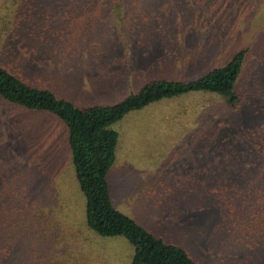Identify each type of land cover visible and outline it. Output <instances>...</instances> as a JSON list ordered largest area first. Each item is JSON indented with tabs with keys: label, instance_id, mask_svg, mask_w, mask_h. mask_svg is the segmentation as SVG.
<instances>
[{
	"label": "rangeland",
	"instance_id": "rangeland-1",
	"mask_svg": "<svg viewBox=\"0 0 264 264\" xmlns=\"http://www.w3.org/2000/svg\"><path fill=\"white\" fill-rule=\"evenodd\" d=\"M210 1L149 0L140 12L105 6L91 15L75 7L103 0H0V66L85 108L155 79H196L248 48L238 110L191 91L129 111L111 125L118 137L106 179L117 210L199 264H264V238L230 226L206 194L235 135L264 124V0ZM68 11L76 28L53 20ZM85 203L66 124L0 98V264H129L132 244L89 229Z\"/></svg>",
	"mask_w": 264,
	"mask_h": 264
},
{
	"label": "trees",
	"instance_id": "trees-1",
	"mask_svg": "<svg viewBox=\"0 0 264 264\" xmlns=\"http://www.w3.org/2000/svg\"><path fill=\"white\" fill-rule=\"evenodd\" d=\"M148 1L103 0L104 4L98 6L89 2L85 9L91 15H100L93 10H106L105 6L140 12L152 5ZM210 3L213 5L214 1ZM142 19H146L145 14ZM248 50L236 52L224 65L196 79H155L112 105L85 108L57 99L49 90L29 86L0 66V98L27 109L49 111L66 124L76 178L86 201V225L100 236L126 238L133 246L129 264H199L184 247L164 242L112 205L106 175L114 160L118 133L111 125L129 111L191 91L220 95L227 109L238 110L243 101L240 79ZM234 140L239 144L236 149L230 147V158L221 160L222 164L211 170L218 176V184L206 189V194H212L210 198L220 206L224 221H231L230 226H239L253 238H264V124L239 131Z\"/></svg>",
	"mask_w": 264,
	"mask_h": 264
},
{
	"label": "crops",
	"instance_id": "crops-1",
	"mask_svg": "<svg viewBox=\"0 0 264 264\" xmlns=\"http://www.w3.org/2000/svg\"><path fill=\"white\" fill-rule=\"evenodd\" d=\"M75 8H76V10H77V8H79L78 10L82 9L83 12H87V11H85V6H83V7L82 6H76ZM78 10H77V12H78ZM59 13H63V12L60 11ZM78 18H79V16L75 17V16L69 15V11H68V13L64 12V14H61V15L59 14L57 16V18H53V20H57L59 22V25H61L62 27L66 26L68 24V25L76 28L77 24H81V23L77 22ZM88 19L90 20V16L88 17ZM84 20H86V17ZM85 22L86 21H84V23ZM33 59L37 60V62L40 61V58H38V57L33 58Z\"/></svg>",
	"mask_w": 264,
	"mask_h": 264
}]
</instances>
